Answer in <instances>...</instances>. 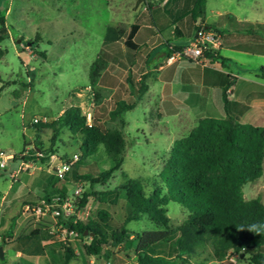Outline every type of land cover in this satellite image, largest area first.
Returning a JSON list of instances; mask_svg holds the SVG:
<instances>
[{"label":"rangeland","instance_id":"1","mask_svg":"<svg viewBox=\"0 0 264 264\" xmlns=\"http://www.w3.org/2000/svg\"><path fill=\"white\" fill-rule=\"evenodd\" d=\"M134 1L0 0V16L3 17L6 27V32L0 40V151L14 154L12 159H6L4 165L0 166V196L3 195L4 198L0 205V233L12 219L17 220L23 197L35 199L43 191L52 190L49 194L54 193L58 187L71 193L73 182L76 181L72 178L63 181L52 174L48 162H44L49 152L43 148H54L57 154L65 152L70 155L78 152L77 137L69 135L65 128H61L52 138L50 128H34L33 117H47L51 120L58 114L59 109L75 103L80 106L81 113L89 112V122H95L101 127L119 126L117 119L108 117V110L117 98L133 99L134 89H131L124 79L128 66L127 58L131 60L134 55L139 57L143 45L136 50L125 47L122 50L121 46H118L114 51H108L107 43L103 42L102 37L105 25L114 23L117 19L122 21L118 25L126 30L129 22L145 20V8L141 9L142 4H136ZM205 6L207 21L232 23L231 18L228 22L224 14L219 16L216 13L226 11L238 19L264 22V0H206ZM151 15L153 16L152 12ZM198 21L199 19H196V22ZM152 24L157 41L159 35L164 33L159 30V24L165 23L156 16ZM174 24L177 22L168 26L171 30L169 35L173 34ZM187 37V32H184L168 42L185 43ZM166 48L165 44H160L151 52L148 64H161L162 68L150 69L145 78L147 90L136 100L133 107L120 113L125 146L119 167L111 171L104 184L90 185L85 180H77L81 182L85 192H90L92 188L112 190L108 195L110 201L105 203L98 202L89 193L85 206L90 217L99 207L105 208L117 219H121L126 213L127 203L123 191L117 188L123 178L120 170L129 177L139 178L146 192L153 186L162 185L158 172L171 141L184 134L196 120V109L184 107L179 102L186 94V88L182 87V80L178 78L180 68L176 77L168 84V72L177 62H166ZM158 51L163 54L156 56ZM221 53L236 58L225 61L226 67L239 73L241 71L253 79V73L261 72L258 64L264 65V55H252L232 49H222ZM97 55L105 60L106 65L99 73V85L97 83L89 87L88 67ZM179 59L189 64H198L185 60L184 57ZM138 63L130 70L133 81L140 75L138 67L143 63ZM257 80L264 84V74L259 75ZM240 81L238 79L234 85L238 92L242 87ZM168 89L179 102L174 109L168 108ZM217 94L219 102L223 104L221 88ZM262 99L261 95L255 94L251 100V117L248 121L253 124L263 125ZM234 111L238 115L242 113L239 108ZM35 144L43 149L39 154L31 150ZM21 158L26 160V166L21 162ZM107 166L108 159L99 144L95 153L80 160L77 170L95 171ZM46 168L49 172L42 177ZM241 191L245 199L257 197L264 204V156L260 175L242 184ZM164 207L168 224L171 226L187 215L186 209L175 200H167ZM126 227L142 229L152 228L153 225L151 221L142 218L128 221ZM75 237L78 254H85L81 244L89 237ZM259 248L264 252V247ZM115 261L116 257H110L108 264ZM177 264L250 263L235 253L218 261L211 258L207 251H203L177 259Z\"/></svg>","mask_w":264,"mask_h":264},{"label":"trees","instance_id":"2","mask_svg":"<svg viewBox=\"0 0 264 264\" xmlns=\"http://www.w3.org/2000/svg\"><path fill=\"white\" fill-rule=\"evenodd\" d=\"M204 2L193 0L187 10L191 21L199 19L195 28L201 24ZM135 28L136 23H130L127 30L121 25L107 24L102 37L103 42L107 43L106 50L114 51L118 48L119 40L122 47L136 50L139 44L132 39ZM5 32L4 20L0 16V40ZM167 47L168 54L179 50L181 45ZM238 47L247 48L245 44ZM204 53L210 58L219 56L217 49ZM105 65L100 55L90 63L87 74L89 87L96 84ZM260 69L264 73V66ZM145 78L146 74L142 73L133 81L130 70H127L125 81L134 89L133 99L117 98L108 110V117L117 119L118 127L88 123L80 106L75 103L62 108L51 120L32 121L35 129L50 128L52 138L59 129L65 128L69 135L78 139L79 157L59 179H82L90 185L104 184L111 171L119 167L125 146L120 113L133 107L146 90ZM229 84L230 80L221 86L223 104L226 102L225 90ZM263 125L238 121L226 111L223 116H199L187 132L171 141L158 172L162 185L153 186L146 192L139 178L129 177L120 170L123 178L117 188L122 189L127 203V211L121 219L99 207L92 217L87 215L83 220L71 222L66 219L60 222L67 229H74L77 236L89 237L82 241L81 249L85 254L93 256H106L110 246L118 245V250L133 254L135 264H177V259L203 251L218 261L235 253L247 259L250 264H264V252L259 248L264 247V204L257 197L245 199L241 191L242 184L261 173L264 156ZM99 144L108 159V166L95 171L79 172L77 164L95 153ZM36 149L56 153L54 148L42 149L37 144L31 147L32 151ZM58 156L65 159L68 155L63 152ZM55 192L62 195L64 190L57 188ZM111 192L107 188H92L90 192L82 190L76 202L84 205L89 193L98 202H109L108 195ZM169 199L179 202L187 211L186 217L172 226L168 224L164 207ZM142 218L151 221L153 227H126L128 221ZM61 245L67 252V261L73 253L65 243L61 242Z\"/></svg>","mask_w":264,"mask_h":264},{"label":"crops","instance_id":"3","mask_svg":"<svg viewBox=\"0 0 264 264\" xmlns=\"http://www.w3.org/2000/svg\"><path fill=\"white\" fill-rule=\"evenodd\" d=\"M134 2L136 4L141 3V9L145 8L149 17L146 14L144 21H132L128 23L137 24V28L134 30L132 39L135 43L139 44L138 47L140 45H143V47L141 48L142 51L139 52V57L134 55L131 60L127 58V70H131L133 65H138V62L141 61L143 64L138 67L140 69L139 74L141 75L142 73H145L147 76L150 69L159 70L162 68L161 64H157V66L148 64V58L151 52L160 44H165L166 47L174 44H186L191 38L197 22L196 20L191 21L187 15V10L191 6L193 0H139L138 2L135 0ZM205 2L204 14L200 19V22L205 26L211 27L217 32L219 38L217 52L219 56L215 58H210L208 56V61L204 64H189L179 58L173 60L177 63L168 72V84L176 77V72L180 68V76H178V78L182 80V87L186 88V94L181 97L179 102L184 107L196 109V119L197 117L203 115L223 116L226 111L227 113L235 116L238 121L249 122L248 120L251 117V115H249V110L252 108L251 100L255 94H259L263 98V123L264 84L257 80V78L259 75L264 74L260 69V67L264 65L259 63L258 67L261 71L260 74L257 72L253 73L255 79L250 78L241 71L239 73V71H232L226 67L224 62L232 60L234 57L223 55L221 50L232 49L252 55H264V22H259L257 20L250 21L244 18L238 19L226 11H216V13L219 16L224 14V18L227 21L231 18L232 23L222 24L219 21H207ZM159 8H161V10H158ZM151 12L155 18L157 16L165 23L159 24V30L164 33L159 35L160 38L157 41H155L156 33H154L152 29V23L155 18L151 15ZM224 18H222V20ZM121 22L122 21L117 19L111 24L118 25L121 24ZM174 22H177V24L173 25V34L169 35L171 30L168 26L170 23ZM184 32H187L188 34L185 43L168 42L169 39H175L177 35L183 34ZM118 43L123 50L120 40ZM240 44H245L247 48L238 47ZM160 54H163V52L158 51L156 56ZM166 55L167 53L164 54L165 57ZM173 61L168 63H172ZM140 75L135 77V79L139 78ZM99 77L100 76H98L96 81V84L98 83V85ZM155 77L156 76H154V78ZM238 79L242 81H240L242 87L239 92L236 91V87L234 86ZM228 80H230V84L225 90L226 102L225 104H221L217 93L221 86ZM125 83L127 82L125 81ZM167 102L168 108L172 109L175 108L177 105L176 103H179L174 96H172V92L169 89ZM238 108L242 109V113L240 115L234 111V109ZM61 110L62 109H59L58 113H60ZM46 159L47 157L44 159V162L47 161ZM22 160L25 159L21 158V161ZM39 169L40 171H43L42 168ZM47 172H49L48 168L44 170L42 177L45 176V173ZM51 191H43L40 195H37L35 199H24L23 197L20 203L17 220L12 219V222L5 226L0 233V246L3 255V258L0 259V264H108V259L110 257L117 258V261L113 264H135L133 254L130 251L115 250V248H118V245L110 246L109 252L106 253V256L103 254L95 257L91 254L79 255L77 247L75 246L76 237L63 235L60 230L51 228L47 217L36 220L33 218L31 213L24 210L25 204L35 202L40 197L51 196L56 193L54 192L49 194ZM3 201V195H1L0 205H2ZM61 242L65 243L73 253L72 257H70L67 261V252L64 251ZM103 248L106 247L104 246Z\"/></svg>","mask_w":264,"mask_h":264},{"label":"built area","instance_id":"4","mask_svg":"<svg viewBox=\"0 0 264 264\" xmlns=\"http://www.w3.org/2000/svg\"><path fill=\"white\" fill-rule=\"evenodd\" d=\"M219 38L217 32L211 27L205 26L202 23L193 31L189 42L182 45L179 50L170 51L166 57V62H171L175 59L184 57L194 63L204 64L208 61V56L205 51H213L218 48ZM85 119L89 123V112H85ZM47 120L46 117L39 119L33 117L35 120ZM39 154V150L33 151ZM24 152L22 151L21 154ZM12 153L0 151V166H3L6 159L12 158ZM79 157L78 152H73L65 159L58 156L57 153L51 152L47 155L48 166L52 174L57 178H61L70 168V165ZM26 166V160H22ZM82 191V184L80 181L73 182V189L71 193L64 192L62 195L55 193L51 196L40 197L35 202L24 205V210L32 214L33 218L39 220L47 217L51 228L60 230L63 235L77 236L74 229H67L61 220L68 219L71 222L76 220H83L87 217L89 210L84 205H78L76 198L80 196Z\"/></svg>","mask_w":264,"mask_h":264},{"label":"water","instance_id":"5","mask_svg":"<svg viewBox=\"0 0 264 264\" xmlns=\"http://www.w3.org/2000/svg\"><path fill=\"white\" fill-rule=\"evenodd\" d=\"M3 258V255H2V249H1V246H0V259ZM4 264H7V263H4Z\"/></svg>","mask_w":264,"mask_h":264}]
</instances>
